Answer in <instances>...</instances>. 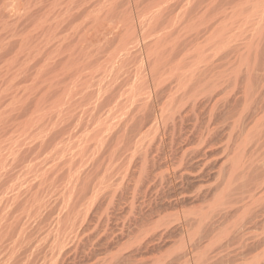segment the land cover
Returning a JSON list of instances; mask_svg holds the SVG:
<instances>
[{"label":"rangeland","instance_id":"374dc122","mask_svg":"<svg viewBox=\"0 0 264 264\" xmlns=\"http://www.w3.org/2000/svg\"><path fill=\"white\" fill-rule=\"evenodd\" d=\"M5 1L7 3V0H0V7L3 9L2 10L0 8V24L2 25V26L0 25V31H1L0 32V66H1V68H0V73H1V75H0V83H1L0 84V90H1V93H3L2 95L0 93V102H1L0 103V110H2L0 112V115H2V116H0V139H1L0 140V147H1L0 148V161L2 162V164H0V177H1L0 178V195L3 194L0 196V201H1L0 202V214H1L2 220L5 219L6 217L8 218L9 217L8 215H10V218L8 220H7V218L5 219L8 222L10 220V222L8 223L7 221H4V220H3V222H1L2 220L0 218V222H1L0 231L3 230V227H5V229H9L8 226H12V224L14 226L16 223H18V224L16 226L12 227L10 230H8V233L10 231L11 234H8L7 231H5L6 232L5 236H1V234L3 233V231L5 229L0 232L1 233L0 234V236H1L0 237V256H1L0 257V264L6 263V262L3 263V261H5L3 259H4V257L6 258V255L10 252V249L11 250L14 249L13 252L15 254L13 253V255L15 257L12 256L13 258H11V261L8 260L7 264H9V261L11 264H25V261H26V263H27V261H29V263H27V264H37V263L42 264V262H44V256L47 257V255L49 254V252L52 249L50 247L55 246V245L56 246L53 247V249L55 248L54 249L55 251H58L59 250L58 247H60L61 245L62 246L66 245V246L64 247V249L62 246H61L62 248L60 247L61 250H59L60 251L58 254L59 256L57 255V257L54 261V264H61V263L62 264H67V263L68 264H71V263L72 264H208V263L209 264H264V243L260 244L259 246L254 245V243L257 240L261 239L264 236V225H261L255 229H253V228L250 229L245 234L246 236H244V233H243L244 227L241 228V226L244 225V219H243V217H241L240 213L237 214L238 215L237 218L239 217L238 219L235 218V216H234V218H231L229 220L224 221L220 226L215 225V227L213 229H211V231H209V236H207V239H203L202 242L201 241L195 242V241L190 240L191 236L189 238L186 237V235H185L186 232L184 231L183 225L181 222L185 218L193 216V215H190L188 212H190L192 210V208L195 207L194 206L195 203H196L195 205H197V202L194 203V199L192 198V196L195 195V191L198 188L206 189V188L210 187L211 185L213 186L214 183H213L211 176H210V178H206V179L204 178L202 180L203 182L200 181L198 183H189L185 180L184 181L186 183L184 181H183V183H180L181 181L179 179L174 181L175 183L170 182L171 184L169 182H166V183L164 182V184H163V182L161 183V180L159 181V179L162 178L161 174L164 173V171H169V169L174 168V166L166 167L164 165V161H163V157L164 158L169 157L171 155L170 150H173L172 149V146H173L172 135H168L169 138H167L168 136L166 137L168 140L172 138L171 143H170L171 147L169 148V145H168V147L163 149V154H162L163 157H161V161H157V165H156L155 169L152 170V172H151L150 167L147 166V164H145L144 160L142 159L145 156L147 143L149 142V140L152 137L151 132H147L144 129H143L144 131L142 130L143 133H141V135H140L142 137L141 138L142 140H140L141 142L139 143V148L136 149V140H137L136 129H134V130L130 129V130H127L126 132L123 131L124 125H126L127 123L130 122L131 116H133L135 114L137 109L138 110L142 109V108H139L140 106L144 107V103L147 102V99L149 101L148 97L151 98L152 93L150 94V92L153 89L150 91L149 90L147 91L148 87L146 89V87L143 86L144 87V88H142V89H144L142 91L143 93L141 92L140 96L135 95V96H133V98H132V95H134V94L131 92L132 90L130 91V89L133 88L132 85H134V83L136 81L135 79L137 78L135 76H137L138 73L139 74L142 73L141 74L142 77L144 76L143 74H145V73H146L145 76L147 75V73H148L147 70L146 71L144 70V69H146V63L145 62H146V60H148V61L151 60L152 56H153V59L151 60L152 65L150 63L149 64L147 63L148 64L147 66H149L147 68L151 69L152 66H154V70H155V71H152V73H151L152 74V76H151V79H152L151 83L152 84L156 81V79L158 80L161 77L166 79L168 77L169 79L167 78L165 80V82L167 80H169V81L171 80L172 83H170L171 81L170 82L168 81L166 83H170V84H167V85L170 86L173 84L170 87H172V88L175 87L174 84H176L178 82V80L181 79V77L178 78L179 76H181V73L177 74L178 79L176 78L177 75L175 73H171V74L167 73V72H170V69L174 68V66H175V68H178L177 66H179L180 70L185 69V70H183V72L186 71V72H184V74H187V72L189 70H190L189 72L192 71L191 68L189 69V66H191L193 69L194 68L196 69V67L199 68V69H197V71L194 69V72H198V70L203 71L204 69L208 68L211 63H213V66H211V68L215 69V71H212L210 68H208L210 70L206 69V71L208 70L207 72L210 73V71H211L212 74H213V72H215L214 74H216L217 73L216 70H218L219 76H221V74H223V75L225 74V76L222 75L223 78H222V76L220 78V77L214 75V76H216L215 78H217V80L214 79V77L212 75V77L210 76L211 78H207V80H205L207 82L204 81V83H201V85L206 86V83H211V80L213 81V79H214V81L211 83V85L207 84L209 87L206 86L207 87L206 88L205 86H198L199 89L196 88V90H194L195 92L196 91L200 92V89H201L202 94L199 92H196V93L194 92L195 95L198 94V95H196L197 98H195V96H194V99L195 100L197 99V101H199L200 97H201L200 99H202V97H203V99H205L207 101V99L211 95V93H210L212 91L211 87H213V89H215V87H218V86L214 87V83H217L218 80L220 81V82H218L220 85L217 83L220 87V88L219 87L218 88L221 89L220 93L222 94L221 96L220 95L219 96L224 98L223 103L226 101H229V100L233 101L234 98H235V100L239 99L237 101H241V97L239 96L241 94L240 93V90H241L240 87H242L241 91L243 92V95H244V86H243L244 84L241 83L239 80H238L239 84L241 83L242 85L237 84L238 83L237 79L239 78V76L244 77L245 72L246 73L248 72L245 70L250 69V68H253L250 70H255V71L257 70L256 72L260 75L259 78L263 77L262 81H260V85H263L264 84V75H263L264 74V69H263L264 68L263 67L264 66V55H263V52H264V42H263L264 41V27H263L264 26V0H206L205 3L202 0V2L200 4H201L202 8L203 7L204 8L200 9L201 13L199 10V7H201L200 4L198 7V3L201 0H199V2L196 0L198 2L197 6L193 5V4L196 5V1H193V0H103V1L102 0H79V2H78V0H75V2H76L75 4H74V0H40V1L39 0H27V1L26 0H20L19 2L21 4L23 3L22 6L24 7L23 8L24 10H22L21 4L18 2V0H17V2L14 0V2H16V5L14 4L13 6H15V9H18V10H20L19 8L21 7L22 11L20 10V12H18L17 10H15L12 7L9 9L7 4H5L6 6L4 5ZM25 1L29 4H27ZM191 2H193V4ZM56 3H58V4H56ZM188 3H191L193 6L190 4L192 7L190 6L191 8L189 7V10H187L185 8L187 10L185 12L184 11L185 9L183 8V6L184 7L188 6L189 5ZM25 4H27V5H25ZM185 4H187V5H185ZM205 5L207 6L206 7L207 9L205 8ZM3 6H5V9L3 8ZM58 6H60V7H58ZM16 7H18V8H16ZM42 7H43V9H42ZM196 7H198L199 12H197V13H199V14H197L196 12L193 11V10L197 11ZM8 9H9V11L12 10V12L14 11L16 13H19L18 16L20 17V20L18 19L19 17L16 16L17 14L14 12L13 13L15 15L13 14V17L15 18V16H16V19H14V18L8 19V17L12 18V16H9V12H5V11H8ZM48 9H49V11H48ZM66 9L68 11H65ZM182 9L185 13L182 12ZM2 11H3V13H2ZM72 12H74L75 14H73ZM187 12H189L191 14L193 13L192 16L194 18H191L193 20H191L190 18H189V20H191V21L188 20L189 15ZM229 12H230V14H227ZM20 13H21V15H20ZM41 13H43V14H41ZM76 13H77V16H76ZM186 13H187V15H186ZM233 13H234V15H233ZM47 14L50 16L48 17ZM53 14H55V15H53ZM191 14H190V17H192ZM41 18H42V20H41ZM52 18H54V19H52ZM58 18H59V20H62V21H59ZM63 18H64V20H63ZM43 19L46 20V22ZM14 20H16V21H14ZM38 21H39V23H38ZM41 21H42V23H41ZM44 22H45V24H44ZM48 23H50V24H48ZM6 25H7V27H6ZM34 25H35V27H34ZM43 25H45V27ZM50 26H51V28H50ZM57 27L59 28V32L57 30L58 29ZM35 28L36 29L38 28V30H36ZM94 29L97 32H93L92 30H94ZM16 30H17V32H16ZM48 30H50V31L48 32ZM12 31H13V33H12ZM221 32H222V34H221ZM58 33H60V34H58ZM216 33H217V35H216ZM225 33H226V35H225ZM34 34H36V35H34ZM41 34H42V36H40ZM53 34H55V35L53 36ZM259 34L261 36H259ZM30 35L32 37H30ZM220 35H222V37ZM57 36H59L61 38L59 39V37L57 38ZM257 36H259V37H257ZM17 37H19V38H17ZM81 37H83V38H81ZM12 38L15 40H12ZM46 38L47 39L49 38L48 41ZM67 39H69L70 41ZM82 39H84V40H82ZM11 40H12V42H11ZM60 40H61V43L59 42ZM22 41H23V43H22ZM43 41H44V43H43ZM18 43L22 47H20V45H18ZM50 43H51V45H50ZM44 44H46L47 47H46V45L43 46ZM48 44H49V46H48ZM74 44H75V46H74ZM76 44H78V45H76ZM154 44H155L156 48L157 47H159V48H157L155 50V46H154V51H152L153 50L152 47ZM181 44H184V45H181ZM172 45H173V49L176 53L179 52V54H180V52L183 51V52H181L180 56L177 54V57L179 56L178 58L174 57L176 54L174 55ZM174 45L178 46V47H176L177 50L174 48L175 47ZM170 46H171V48H170ZM29 48H31V49H29ZM161 49L163 50L164 55H167V57L164 56L166 59L163 57V55H162V57L160 56ZM168 49H169V51H168ZM12 50H13V52H12ZM149 50H151V51H149ZM18 51H20V52L18 53ZM76 52H78V55ZM171 52L173 53L172 55L170 54ZM240 52H244L245 55H244V53H240ZM83 53H84V55H83ZM149 53H150V55H152V56H150V58L147 57V56H149ZM154 53L156 55L158 54L160 59L162 58L161 61L163 60V58L165 59V61H167V60L168 61L167 62L164 61L165 64H163L159 60L158 57L155 58L156 59L155 60L154 59V56H155ZM224 53L226 55L222 56V54H224ZM9 54L10 55L12 54L11 57ZM21 54L23 55L22 56L23 58L21 57ZM38 54H40V55H38ZM168 54H170L171 57ZM218 54L219 55L221 54L220 57H222V58L218 57L219 56ZM240 54H241V56L243 54V57L247 56L246 57L247 60L245 57L244 58L241 57V58H243L240 61V63L242 65L238 64L239 63L238 61L240 60L239 59ZM69 55L72 58H70ZM32 56H33L34 61L32 60ZM37 56H39V57H37ZM168 56L170 57V59H172L173 57L175 58V61L170 60V61H173L172 63L175 64L174 66H171L173 64L169 65L168 62H170V61H169ZM225 56L227 58L229 57L228 59H226L227 63L230 60L229 63L226 64V67L230 66L232 69L234 68L233 71L232 70L230 71V67H229V69L224 68L225 64L223 65L222 62L224 63L225 60L223 61L220 59H225L226 58ZM63 57H64V60H63ZM216 57L219 60H215V59H217ZM255 57H257V59ZM7 58L11 62L8 61ZM42 58H44V59H42ZM74 58H75V60H74ZM146 58H149V59H146ZM28 59H30V60H28ZM67 60H69V61H67ZM6 61L8 64L6 63ZM70 61H73V62H71V64H68V62L70 63ZM74 61H75V63H74ZM218 61H220V62H218ZM242 61L244 62V64ZM245 61H247V62H245ZM138 62L140 65L138 64ZM141 63H142V65H141ZM159 63L163 64V66L162 67H160L161 65L158 66L157 64H159ZM220 63L222 64V66ZM25 64H27V65H25ZM71 65H72V67H71ZM82 65H83V67H82ZM168 65L171 67H169ZM227 65H229V66H227ZM78 66H79V69H78ZM140 66H142V67H140ZM80 67H81V69H80ZM111 67H113V68L111 69ZM180 67H182V69ZM168 68H170V69H168ZM187 68L189 70H187ZM238 68H239V70H238ZM1 69H2V72H1ZM240 69H241V71H240ZM132 70H134V71H132ZM156 70L158 71L159 75H157ZM160 70H161V72L163 70H165V71L167 70L166 73L163 72L165 74L162 73L164 77L162 76ZM220 70L221 71L223 70V72H220ZM242 70L245 71L243 74L241 73V72H243ZM99 71H100V73H99ZM102 71H103V73H102ZM111 71H112V73H109ZM17 72H19L20 74ZM189 72H188V75H186V77H188L186 79H188V80L190 77ZM259 72H261L263 74H261ZM28 73H29V75H28ZM70 73H71V75H70ZM107 73H108V75H107ZM155 73H156V75H155L156 79H153V76H154L153 74H155ZM234 73L236 75L238 74L237 75L238 77H236V75ZM95 74H97V75H95ZM109 74H112V75H109ZM172 75H174L173 79L171 78ZM261 75H262V77H261ZM65 76H67V77H65ZM183 76H185V75H183ZM183 76H182V78H184V80H186L185 77H183ZM233 76H235L237 79ZM12 77H14L16 79H14ZM17 77H18V79H17ZM78 77L80 78V81H79ZM107 77H108V79H107ZM157 77H159V78H157ZM128 78H130V80ZM65 79H67V80H65ZM173 80H176L177 82L174 81L175 82L174 83ZM71 81H72V83H71ZM102 81H103V83H102ZM68 82H70V83H68ZM226 82H227V85L225 84ZM234 82H235L234 85H236L235 88L233 85ZM73 83L76 87L73 85ZM57 84H59V85L57 86ZM150 84L148 83V85H150ZM152 84H151V88H155L156 82L154 83L155 85L154 84L152 85ZM65 85H68V86H65ZM108 85H109V87H108ZM144 85H145V83H144ZM152 86H154V87H152ZM203 87L206 88L207 90H205ZM259 88L260 87L258 86V89ZM59 89H61V90H59ZM68 89H70V90H68ZM210 89H211V91H210ZM219 89L216 90L218 92H216L215 90H213L212 92L214 93V91H215L216 93H219ZM72 90H73V93H72ZM145 90L147 91L146 94H145ZM202 90L204 91V93ZM232 90H235L238 92H236L234 94V91H232ZM254 90H255V88H254ZM2 91H4V92H2ZM9 91H10V93H9ZM52 91H54V92H52ZM55 91H58V92L55 93ZM206 91L208 93L207 99L205 98L206 97V93H205ZM224 91L227 92L226 93L227 95H225ZM231 91L233 94L231 93ZM118 92H119V94H118ZM148 92L150 95L148 94ZM209 93H210V95H209ZM216 93H214V94H216ZM261 93H262V95H264V90ZM199 94H200V96H199ZM254 94H255V96H257L259 93L257 94L254 92ZM52 95L55 98L52 97ZM60 95H62V96H60ZM208 95H209V97H208ZM223 95H225V96H223ZM228 95H230V96L226 98V96H228ZM233 95H235L236 97H234ZM262 95H261V98H259V100L260 99L261 100H260V105L259 104L257 105L258 107L261 106V103L264 100V96L262 97ZM66 96H69V97H66ZM241 96H242V94H241ZM57 97H59V98H57ZM134 97L136 99H134ZM220 97H218V98H220ZM231 97L232 98L234 97V98L230 99ZM243 97L244 96H242V100L244 101ZM251 97L254 98V95L253 96L251 95ZM259 97H260V94H259ZM7 98H9V99H7ZM2 99H3V101H2ZM4 99H5V101H4ZM65 99L67 102L65 101ZM143 99H145L146 101L145 100L143 101ZM255 99L257 101L258 97H255ZM60 100H62V101H60ZM221 100L219 101L220 105L222 104ZM200 102H202V104L203 103L205 104V102H203V100H200ZM53 104H54V106H53ZM62 104H63V106H62ZM158 104H159V102H157L156 100H152L153 112L156 111L157 107H160V106H158ZM239 104L240 105L242 104L244 106V104L242 102L241 103L239 102ZM7 105H9V106L7 107ZM67 105H69V106H67ZM94 105H95V107H94ZM249 105H250V103H249ZM135 106H138V108ZM241 106H239V108L237 107L239 109L238 112L241 113L243 111L242 112L243 114L244 113L247 114L248 112H246V111H249L250 108L249 109L247 108V110H246L243 106L242 107L244 109H242ZM57 107H59V108H57ZM207 107H208V110H210L211 107L209 106V104H207V106H205L204 109L206 110ZM240 107H241V109H240ZM133 108H134V114H132ZM238 109H236V110H238ZM56 110H58V111H56ZM208 110L205 111V112H207V113H205L207 116L204 114L206 120L210 118V115H208V112H209ZM4 111H6V112H4ZM58 112H60L62 115ZM52 113H53V115L54 114L55 115L53 116ZM7 115H8V117H7ZM58 115H60L61 117ZM9 116L11 117L10 119H9ZM31 116H33V117H31ZM208 116H209V118H208ZM205 118H204V120H205ZM212 119H213V117H212ZM33 121H35V122H33ZM84 122L86 123L88 128L84 124ZM216 123L218 124V122H216ZM90 124H91V126H90ZM20 125H22V126H20ZM89 126H90V128H89ZM19 127L22 129H19ZM26 127H27V129H25ZM213 127H216V126H214V124H213ZM37 128L40 130H38ZM106 128H107V130H105ZM34 129H36V131ZM109 129L111 131H109ZM120 131H121V133H119ZM15 132H16V134H15ZM18 132H19V134H18ZM23 132L24 133L26 132L25 133L26 135ZM31 133H33V134H31ZM34 133H35V135H34ZM75 133L77 135H75ZM91 133H93L94 135H92ZM123 133H125V135ZM20 134L22 136L24 135L23 136L24 140L22 139V136ZM36 134H37V137H36ZM9 135H10V137H9ZM127 135H128V137H127ZM150 135H151V137H150ZM220 135L221 134H219L217 137V138H219L218 141L223 142L224 136L221 135V137H220ZM17 136H18V138H17ZM19 136H21L22 140L19 139ZM28 136H30V137L28 138ZM74 136H76V137H74ZM204 136H206L207 139L212 137L211 134H206V132H205ZM59 137H60V139H59ZM116 137H118V139ZM57 138H58V140H57ZM17 139H19L18 140L19 142L17 141ZM73 139H75V140H73ZM77 139L79 140V142ZM167 139H166V144H169L170 141L167 143V141H168ZM224 139H226V138H224ZM25 141L27 142V144ZM29 141H30V144L32 146L30 144H28ZM33 141H34V143H32ZM41 141H43V142H41ZM121 141L122 142L124 141V142L122 143ZM86 142H88V143H86ZM220 142L218 143L219 145L222 144V142L221 143ZM40 143H42V144H40ZM64 143H66V144L64 145ZM80 143H81V145H80ZM113 143H115V144H113ZM215 143L216 142H213L210 145H208L206 147V149L208 148V150H206L204 148L206 151H208L212 155L211 157H213V159L219 158V155H217V153H215V154L213 153L214 150H217L215 148L220 147L217 143L216 144L218 146H213V144L216 145ZM19 144L25 148H22ZM94 144H96V145H94ZM127 144H129V145H127ZM62 145H63V148H62ZM93 145H94V147H93ZM211 145H212V147H211ZM197 147H198V143H197V141L194 140L192 142V144H190L188 146H184V149L192 151L193 149H195ZM79 148H81V149H79ZM210 148H212L211 149L212 151L210 150ZM213 148H214V150H213ZM11 150H13V151H11ZM15 150H17V151H15ZM4 151H5V153L3 154ZM55 151L60 152V153H57V152L55 153ZM64 151H66V152L64 153ZM76 151H77V153H76ZM80 151L82 153H80ZM169 152H170V155H169ZM10 153H12L13 157L10 156ZM16 153L19 156H17ZM94 153H95V155H93ZM55 154H57V156ZM167 154H168V156H167ZM2 155H4V156H2ZM65 155H66V157H65ZM71 155H72V157H71ZM6 156H7V158H6ZM35 156H36V158H34ZM97 156L98 157L100 156V157L97 158ZM138 157H140V159H138ZM31 158L33 160H31ZM49 159H50V161H48ZM109 159H110V161H109ZM52 160H54V161L52 162ZM97 160H100V161H97ZM7 161H8V163H7ZM66 161H68V163H66ZM94 161H96L95 162L96 165L93 164ZM126 161H127V163H126ZM47 162L49 163L48 165H46ZM90 162L92 163V165ZM60 164H62V165H60ZM8 165H10V167H8ZM93 165L96 168L92 167ZM28 166H29V168H28ZM87 166L88 167L90 166V167L88 168ZM142 166H143V168H142L141 172L139 173V171H140L139 169H141ZM5 167H8L9 169L5 168ZM25 167H26V169H25ZM58 167H59V170H58ZM24 169H25V171H24ZM37 169H38V171H37ZM8 170H10V171H8ZM39 170H41V171H39ZM146 170H148V173L149 172L150 173L148 174ZM29 171H30V173L34 171L33 172L34 175L30 174ZM56 171L58 172V174ZM84 171H85V173H84ZM153 173H154V175H153ZM54 174H56V175H54ZM60 174H61V176H60ZM85 174L86 175L88 174V175L86 176ZM159 174H160V176H159ZM148 176H149V178H148ZM151 176H154V177L152 178ZM48 177L50 178V180ZM55 177H58V181H60V182H58L57 178H55ZM135 177H137V178H135ZM150 177L152 178V180ZM165 177H166V175H165ZM40 178H42L43 180ZM36 179H38V180H36ZM106 179L109 182L106 181ZM68 180H69V182H68ZM43 181H45V184ZM152 181H154V182H152ZM55 182L57 183L56 185H55ZM3 183H4V186L2 187ZM53 183H54V185H53ZM137 183L139 185H137ZM159 183H160V186L158 187ZM184 183H185V185H184ZM33 184H35V185H33ZM165 184H167V185H165ZM189 184H190V186H189ZM12 185H13V188H12ZM24 185H25V188H24ZM63 185H64V187H63ZM77 185H79V186H77ZM84 185H86L87 187ZM96 185H98L99 187ZM19 186L21 187L20 189H19ZM47 186H48V188H47ZM161 186H162V188H161ZM179 186H181L182 191H181V188ZM182 186L184 187V189ZM197 186H198V188H197ZM78 187H80V188L83 187V188H81V190L84 193L82 191L80 192V189H78ZM167 187H169V188H167ZM6 188H7L8 192L6 191ZM40 188H41V190H40ZM65 188H67L69 190H67ZM131 188H133V189H131ZM136 188L138 191L136 190ZM142 188H144V189H142ZM151 188H152V190H151ZM17 189H18V192L16 191ZM85 189H87L89 192ZM4 190L7 193H5ZM192 190H193V192H192ZM25 191L28 193H26ZM77 191L80 193H78ZM112 191H113V194L111 195L110 192L112 193ZM65 192H67V193H65ZM137 192H138V194H137ZM140 192H141V194H140ZM181 192H184L183 195H185L186 197L183 198L182 194L179 195V193H181ZM191 192H192V195H190ZM81 193H83V194H81ZM72 194H74V195L76 194V195L74 196ZM25 195L27 197H28V195H30V199H29V197L27 198ZM102 195H103V197H101ZM136 195H138V196H136ZM17 196H18V198H16ZM9 197H10V199H9ZM22 197H24V198L26 197L25 198L26 200ZM187 197H188V199H187ZM73 198H74V200H73ZM81 198H83V199H81ZM103 198H105V200ZM177 198H178V200H177ZM170 199H171V201H170ZM47 201H48V203H47ZM78 201H79V203H78ZM97 201H98V203H97ZM165 201L167 203H170V204H167ZM190 201L191 202L193 201V203H191ZM22 202H23V204H21ZM44 202H46V203H44ZM189 202H190V204H189ZM6 203H8V204H6ZM34 204L37 206V208ZM48 204H50V205H48ZM95 205H97V206H95ZM98 205H100V206H98ZM101 205H102V207H101ZM154 205H155V209H154ZM170 205H172V206H170ZM204 205H206V204H204ZM11 206H12V208H11ZM18 206H19V208H18ZM174 206L177 208H174ZM95 207H96V210H93ZM17 208L19 210L21 208V210L18 211ZM25 208H27V209H25ZM43 208L44 209L46 208V209L42 211ZM70 208H71V210H70ZM98 208H99V210H98ZM4 209H5V214L8 212L7 215L4 214ZM14 209L17 212V214L14 211ZM48 209H49V211H48ZM1 210H3V211H1ZM69 211L70 212L72 211V213H70ZM45 212H48V214H46ZM49 212H50V214H49ZM204 212H206V214L202 218L203 219L206 218L205 222L207 221V219L209 217H211L215 214V210H211V209L209 210L208 208L204 209L203 213ZM18 213H19V215H18ZM91 213H93V214H91ZM98 213H99V215H98ZM45 214L47 215V217ZM53 214H54V216H53ZM66 214H67V217L70 220H72L71 222H69L70 220H67V218L65 219ZM2 215H5V216L3 217ZM43 216L45 219L42 218ZM60 216L63 219L62 220L63 222H64V220H67L68 223H71L72 227L64 228L66 222H64V225H63V222H61V220H60L61 223L59 222L60 224L58 223V226H56L57 223L55 221L53 222V220L56 218L61 219ZM62 216H64V217H62ZM73 216L78 220L77 221H76V219L73 220L74 219V218L72 219ZM16 218H18V220H16ZM46 218H47V220H46ZM41 220H43V221H41ZM13 221H15V222H13ZM18 221L22 222V223L20 224ZM30 221H31V223H30ZM40 221H41V223H40ZM5 222H7L9 225ZM11 222H13V223L11 224ZM26 222H27L28 226L26 225ZM45 222H46V224H45ZM73 222H74V224H73ZM2 223L7 224V226H5V224L2 225ZM36 223L38 224V226ZM55 223H56V225H55ZM68 223H66V224L68 225ZM238 223H240L239 226H238ZM241 223H243V224L241 225ZM51 224H53V225H51ZM166 224H167V226H166ZM18 225H21V228L23 225L24 231H22L23 228H22V230H20L21 228H19L20 226H18ZM180 225H181V227H180ZM34 227H36V228H34ZM54 227H55V231H52L54 229ZM58 227L62 228L61 232H57V229L58 230L61 229ZM88 227H89V229H88ZM17 228H18L17 231H20V232H16ZM49 228L50 229L52 228V229L50 230ZM151 228L152 229L154 228V229L151 230ZM174 228L176 230H174ZM26 229L28 230V232ZM164 229H165V231L163 232ZM235 229H236V231H235ZM11 230L14 233H12ZM63 230L64 231L67 230V231H65L66 235L63 233ZM49 231H51V232H49ZM233 231L236 233L240 231L239 235H237L238 236L237 239H236L237 236L234 237V235H236V233L233 234L232 233ZM22 232H24V234ZM52 232L53 233L55 232L54 233L55 235L57 234L56 238L59 235L62 238V234H64L65 236H69V237H67V239L70 242H68L66 239L65 240L66 242L64 241L66 244L59 243V242H61L59 240L60 237H58L59 239L58 238L56 239L54 234H50ZM158 232H159V234H158ZM160 232L162 233V237L159 236V235H161ZM203 232L205 233L206 229ZM203 232H202V234H203ZM207 232H208V230H207ZM37 233H38V235H37ZM192 233H193V230L188 232V235L189 234L192 235ZM13 234L15 236H13ZM20 234H23L25 236H22L23 237L22 238ZM44 234L45 235L47 234V238ZM156 234H158V235H156ZM2 235H4V234H2ZM11 235L13 236V238L15 237L14 238L15 240L12 239L15 242L10 240L12 238ZM16 235L20 236L21 238L16 237ZM51 235L52 236L54 235V236L51 237ZM150 235H151V237H150ZM44 236H45V240L43 239V242L40 241V239L42 240V238ZM48 236L50 238H48ZM154 236H155V238L158 236V238H160V239L159 240H158V238L155 239ZM210 236H211V238L208 239V237H210ZM239 236H243V237L241 238ZM8 237H10V238H8ZM40 237H42V238H40ZM72 237L75 239H73ZM6 238H8L9 241H8V239L6 240ZM17 238L19 240H17ZM24 238H27V239H24ZM233 238H235V239H233ZM49 239L51 240V242H53V239H55V240L53 243H50ZM5 240H6V242H5ZM21 240H22V242H21ZM34 240H35V242L37 240V242L33 243ZM57 241H58V245L56 244ZM11 242L14 243L13 246H11V244H10ZM20 242H21V244H20ZM23 242H24V244H23ZM191 242H193V243H191ZM194 242H195V244H194ZM7 243L10 245H8ZM44 243H46L47 245L50 244V245H48L49 248L46 247L47 245ZM32 244H33V246H32ZM34 244H36V245L38 244L37 245L38 247L35 246V248H31V247H34ZM19 245H22V246L20 247ZM194 245H196V247H194ZM15 246H17V248ZM251 246L252 247L255 246V249L252 248ZM11 247H13V248H11ZM56 247L58 248V250H56L57 249ZM189 247H191V248L189 249ZM15 248H16V250H15ZM192 249H194V250H192ZM70 250H71V252H70ZM188 250H190L191 253H189L190 251H188ZM3 251L5 252V254L2 253ZM17 251H18L19 255L17 254ZM40 251H42V253ZM81 252H82V254H81ZM244 252H245V255H244ZM36 253L39 254L40 256L39 255L36 256L37 255ZM69 253H71V254H69ZM185 253L187 254V256ZM203 253H204V255H203ZM181 254H185V255L180 256ZM65 255L66 256L68 255L67 256L68 258L65 257ZM19 256H20V258H19ZM25 256H26V258H28L27 260H23V258ZM203 256H205V257H203ZM32 257H34L35 259L34 258L32 259ZM39 257H40V259H39ZM60 257H62V258H60ZM21 258H22V262H20ZM42 258H43V260H42ZM73 258H74V260H73ZM1 259L3 261H1ZM18 259H19V261H17ZM56 260H59V261H56ZM12 261H15V262H12ZM65 261H67V263ZM46 264H47V261H46Z\"/></svg>","mask_w":264,"mask_h":264},{"label":"bare ground","instance_id":"6f19581e","mask_svg":"<svg viewBox=\"0 0 264 264\" xmlns=\"http://www.w3.org/2000/svg\"><path fill=\"white\" fill-rule=\"evenodd\" d=\"M16 2H17V0H15ZM20 0H18V2H19ZM27 1V0H26ZM25 1V2H26ZM40 1V0H39ZM103 1V0H102ZM193 1H196V0H193ZM198 2H199V0H197ZM196 1V5L195 4H193V2H191L194 6H197V2ZM205 1L206 0H203V2L205 3ZM16 2H14V0H7V3H6V1H5V3H4V5L5 4H7L8 5V8L10 9L11 7L12 8H14L15 9V6H13L14 4L16 5ZM78 2H79V0H78ZM202 2V0L198 3V7H199V4ZM209 2V1H208ZM20 3V2H19ZM27 3V2H26ZM76 2H75V0H74V4H75ZM86 3V2H85ZM191 3H188L189 5L188 6H183V8L185 9H187V10H189V7L192 5ZM195 3V2H194ZM21 4V3H20ZM19 4V5H20ZM27 4H29V3H27ZM27 4H25V5H27ZM56 4H58V3H56ZM191 4V5H190ZM23 3L21 4V7H22V10H24L23 8ZM40 5V4H39ZM185 5H187V4H185ZM192 5V6H193ZM6 6V5H5ZM5 6H3V8L5 9ZM191 6V7H192ZM200 6H201V4H200ZM218 6V5H217ZM263 6V5H262ZM19 7V6H18ZM18 7H16V8H18ZM21 7L19 8L20 10H21ZM56 7V6H55ZM58 7H60V6H58ZM190 7V8H191ZM198 7H196L197 8V11L196 10H193L194 12H199V10L202 8V6L201 7H199V10H198ZM207 6L205 5V8H206ZM1 8V7H0ZM204 8V7H203ZM202 8V9H203ZM224 8V7H223ZM2 9V8H1ZM9 9H8V11H5V12H9V16H12V18H10V17H8V19H13L14 17H13V14L14 13H16V12H12V10H10L9 11ZM13 9V10H14ZM40 9V8H39ZM42 9H43V7H42ZM54 9V8H53ZM184 10L185 12L187 11V10ZM207 9V8H206ZM236 9V8H235ZM3 10V9H2ZM15 10H17L18 12H20V10H18V9H15ZM21 10V11H22ZM94 10V9H93ZM192 10V9H191ZM219 10V9H218ZM221 10V9H220ZM48 11H49V9H48ZM65 11H68L67 9L65 10ZM183 11V9H182V12H184ZM192 11V12H193ZM78 12V11H77ZM184 12V13H185ZM191 12V11H190ZM212 12V11H211ZM2 13H3V11H2ZM23 13V12H22ZM53 13V12H52ZM57 13V12H56ZM73 14H75L74 12H72ZM71 13V14H72ZM188 13V15H189V17H188V20H189V18L191 19V18H194L192 15H193V13L191 14V13H189V12H187ZM187 13H186V15H187ZM200 13H201V10H200ZM17 15V17H19L18 16V14L19 13H16ZM41 14H43V13H41ZM79 14V13H78ZM190 14H191V16L192 17H190ZM197 14H199V13H197ZM196 14V15H197ZM226 14V13H225ZM227 14H230V12L229 13H227ZM6 15V14H5ZM15 15V14H14ZM20 15H21V13H20ZM48 15V14H47ZM53 15H55V14H53ZM58 15V14H57ZM61 15V14H60ZM64 15V14H63ZM66 15V14H65ZM213 15V14H212ZM233 15H234V13H233ZM254 15V14H253ZM2 16V15H1ZM16 16H15V18L14 19H16ZM41 16V15H40ZM39 16V17H40ZM44 16V15H43ZM50 15H48V17H49ZM76 16H77V13H76ZM83 16V15H82ZM195 16V15H194ZM222 16V15H221ZM240 16V15H239ZM7 17V16H6ZM38 17V16H37ZM53 17V16H52ZM55 17V16H54ZM61 17V16H60ZM64 17V16H63ZM66 17V16H65ZM71 17V16H70ZM69 17V18H70ZM228 17V16H227ZM23 18V17H22ZM51 18V17H50ZM225 18V17H224ZM19 20H20V17L18 18ZM24 19V18H23ZM26 19V18H25ZM36 19V18H35ZM52 19H54V18H52ZM66 19V18H65ZM72 19V18H71ZM222 19V18H221ZM233 19V18H232ZM30 20V19H29ZM37 20V19H36ZM41 20H42V18H41ZM44 20V19H43ZM48 20V19H47ZM58 20H59V18H58ZM63 20H64V18H63ZM191 20H193V19H191ZM191 20H189V21H191ZM248 20V19H247ZM14 21H16V20H14ZM33 21V20H32ZM45 22H46V20H44ZM59 21H62V20H59ZM72 21V20H71ZM70 21V22H71ZM28 22V21H27ZM37 22V21H36ZM45 22H44V24H45ZM48 22V21H47ZM53 22V21H52ZM51 22V23H52ZM55 22V21H54ZM68 22V21H67ZM69 22V23H70ZM248 22V21H247ZM38 23H39V21H38ZM37 23V24H38ZM41 23H42V21H41ZM15 24V23H14ZM33 24V23H32ZM48 24H50V23H48ZM57 24V23H56ZM1 25V24H0ZM4 25V24H3ZM8 25V24H7ZM7 25H6V27H7ZM17 25V24H16ZM262 25V24H261ZM2 26V25H1ZM42 26V25H41ZM44 27H45V25H43ZM57 26V25H56ZM66 26V25H65ZM217 26V25H216ZM215 26V27H216ZM34 27H35V25H34ZM255 27V26H254ZM264 27V26H263ZM41 28V27H40ZM49 28V27H48ZM50 28H51V26H50ZM56 28V27H55ZM58 28V27H57ZM257 28V27H256ZM2 29V28H1ZM36 29V28H35ZM62 29V28H61ZM65 29V28H64ZM226 29V28H225ZM10 30V29H9ZM33 30V29H32ZM36 30H38V28L36 29ZM58 30V32H59V28L57 29ZM242 30V29H241ZM35 31V30H34ZM47 31V30H46ZM50 30H48V32H49ZM93 32H97V31H95V29L94 30H92ZM204 31V30H203ZM209 31V30H208ZM258 31V30H257ZM1 32V31H0ZM16 32H17V30H16ZM15 32V33H16ZM21 32V31H20ZM29 32V31H28ZM31 32V31H30ZM47 32V33H48ZM91 32V31H90ZM144 32V31H143ZM217 32V31H216ZM227 32V31H226ZM12 33H13V31H12ZM44 33V32H43ZM46 33V34H47ZM205 33V32H204ZM208 33V32H207ZM26 34V33H25ZM50 34V33H49ZM58 34H60V33H58ZM88 34V33H87ZM212 34V33H211ZM221 34H222V32H221ZM241 34V33H240ZM262 34V33H261ZM17 35V34H16ZM23 35V34H22ZM27 35V34H26ZM34 35H36V34H34ZM38 35V34H37ZM55 34H53V36H54ZM63 35V34H62ZM61 35V36H62ZM210 35V34H209ZM216 35H217V33H216ZM219 35V34H218ZM225 35H226V33H225ZM232 35V34H231ZM40 36H42V34L40 35ZM60 36V35H59ZM59 36H57V38L59 37ZM65 36V35H64ZM92 36V35H91ZM98 36V35H97ZM186 36V35H185ZM193 36V35H192ZM196 36V35H195ZM221 37H222V35H220ZM235 36V35H234ZM259 36H261L260 34H259ZM259 36H257V37H259ZM21 37V36H20ZM27 37V36H26ZM30 37H32L31 35H30ZM219 37V36H218ZM16 38V37H15ZM17 38H19V37H17ZM61 37H59V39H60ZM81 38H83V37H81ZM92 38V37H91ZM97 38V37H96ZM217 38V37H216ZM263 38V37H262ZM21 39V38H20ZM37 39V38H36ZM47 39V38H46ZM49 39V38H48ZM48 39H47V41H48ZM90 39V38H89ZM2 40V39H1ZM12 40H15V39H13L12 38ZM12 40H11V42H12ZM31 40V39H30ZM35 40V39H34ZM58 40V39H57ZM66 40V39H65ZM67 40H69V39H67ZM82 40H84V39H82ZM188 40V39H187ZM19 41V40H18ZM39 41V40H38ZM46 41V42H47ZM70 41V40H69ZM88 41V40H87ZM93 41V40H92ZM97 41V40H96ZM99 41V40H98ZM182 41V40H181ZM4 42V41H3ZM9 42V41H8ZM10 42V43H11ZM50 42V41H49ZM56 42V41H55ZM60 43H61V40L59 41ZM89 42V41H88ZM91 42V41H90ZM246 42V41H245ZM264 42V41H263ZM262 42V43H263ZM22 43H23V41H22ZM21 43V44H22ZM43 43H44V41H43ZM97 43V42H96ZM156 43V42H155ZM195 43V42H194ZM224 43V42H223ZM257 43V42H256ZM34 44V43H33ZM32 44V45H33ZM64 44V43H63ZM81 44V43H80ZM84 44V43H83ZM90 44V43H89ZM94 44V43H93ZM193 44V43H192ZM18 45H20L19 43H18ZM25 45V44H24ZM41 45V44H40ZM46 44H44L43 46H45ZM50 45H51V43H50ZM55 45V44H54ZM76 45H78V44H76ZM87 45V44H86ZM92 45V44H91ZM99 45V44H98ZM97 45V46H98ZM181 45H184V44H181ZM180 45V46H181ZM186 45V44H185ZM258 45V44H257ZM5 46V45H4ZM3 46V47H4ZM28 46V45H27ZM48 46H49V44H48ZM63 46V45H62ZM65 46V45H64ZM74 46H75V44H74ZM93 46V45H92ZM95 46V45H94ZM96 46V47H97ZM154 46H155V44L153 45V50L152 51H154ZM175 47V49L177 50V48L176 47H178V46H176V45H174ZM263 46V45H262ZM12 47V46H11ZM20 47H22L21 45H20ZM29 47V46H28ZM31 47V46H30ZM46 47H47V45H46ZM59 47V46H58ZM182 47V46H181ZM249 47V46H248ZM6 48V47H5ZM4 48V49H5ZM19 48V47H18ZM39 48V47H38ZM73 48V47H72ZM76 48V47H75ZM157 48H159V47H157ZM156 48V46H155V50L157 49ZM170 48H171V46H170ZM238 48V47H237ZM244 48V47H243ZM20 49V48H19ZM29 49H31V48H29ZM35 49V48H34ZM85 49V48H84ZM83 49V50H84ZM172 49H173V45H172ZM179 49V48H178ZM222 49V48H221ZM250 49V48H249ZM260 49V48H259ZM18 50V49H17ZM23 50V49H22ZM36 50V49H35ZM45 50V49H44ZM53 50V49H52ZM94 50V49H93ZM166 50V49H165ZM171 50V49H170ZM235 50V49H234ZM26 51V50H25ZM31 51V50H30ZM49 51V50H48ZM54 51V50H53ZM74 51V50H73ZM79 51V50H78ZM149 51H151V50H149ZM148 51V52H149ZM160 51V50H159ZM168 51H169V49H168ZM172 51V50H171ZM179 51V50H178ZM181 51V50H180ZM236 51V50H235ZM6 52V51H5ZM12 52H13V50H12ZM20 51H18V53H19ZM29 52V51H28ZM35 52V51H34ZM45 52V51H44ZM55 52V51H54ZM64 52V51H63ZM80 52V51H79ZM84 52V51H83ZM173 52H174V57L175 58H178L180 55H181V52H183V51H181L180 52V54H179V52H175L174 51V49H173ZM219 52V51H218ZM15 53V52H14ZM17 53V54H18ZM41 53V52H40ZM65 53V52H64ZM63 53V54H64ZM77 53V55H78V52H76ZM85 53V52H84ZM84 53H83V55H84ZM162 53V54H161ZM226 53V52H225ZM222 54V56L223 55H226V54ZM233 53V52H232ZM237 53V52H236ZM240 53H244V52H240ZM252 53V52H251ZM34 54V53H33ZM36 54V53H35ZM53 54V53H52ZM62 54V55H63ZM70 54V53H69ZM89 54V53H88ZM155 54V53H154ZM167 54V53H166ZM171 55L173 54L172 52L170 53ZM170 54H168L170 57H171V55ZM177 54L179 55L178 57H177ZM239 54V53H238ZM10 55V54H9ZM12 55V54H11ZM11 55H10V57H11ZM14 55V54H13ZM38 55H40V54H38ZM47 55V54H46ZM50 55V54H49ZM72 55V54H71ZM148 55V54H147ZM158 55V54H157ZM156 54H155V56H154V59L155 58H159V60L161 61V59H160V57H159V55L157 56ZM162 55H163V57L165 56V57H167V55H164V52H163V50L161 49V52H160V56L162 57ZM219 55V54H218ZM221 55V54H220ZM220 55L218 56V57H220ZM228 55V54H227ZM244 55H245V53H244ZM252 55V54H251ZM263 55H264V52H263ZM23 55L21 54V57H22ZM55 56V55H54ZM70 56V55H69ZM73 56V55H72ZM87 56V55H86ZM150 56H152V55H150V53H149V56H147V57H149L150 58ZM168 56V57H169ZM201 56V55H200ZM18 57V56H17ZM36 57V56H35ZM37 57H39V56H37ZM79 57V56H78ZM164 57V58H165ZM170 57H169V61L170 60H173V61H175V58L173 57L172 59H170ZM226 57V56H225ZM238 57V56H237ZM239 63L238 64H240V65H242L241 63H240V61H241V59H243L244 57H243V54H242V56H241V54L239 55ZM241 57H243V58H241ZM247 57V56H246ZM245 57V58H246ZM9 58V57H8ZM8 58H7V60H8ZM23 58V57H22ZM30 58V57H29ZM50 58V57H49ZM70 58H72L71 56H70ZM149 58H146V59H149ZM163 58V60L161 61L163 64H165L164 63V61H165V59ZM217 58V57H216ZM220 58H222V57H220ZM224 58V57H223ZM229 58V57H228ZM227 57L225 58V59H220V60H225V62L223 63L222 61V64L225 66H223L224 68H228L229 69V65H227V66H229V67H226V64H228L229 63V61H228V63H227V60L226 59H228ZM252 58V57H251ZM254 58V57H253ZM256 59H257V57H255ZM6 59V58H5ZM42 59H44V58H42ZM48 59V58H47ZM58 59V58H57ZM153 59V56L151 57V60ZM237 59V58H236ZM28 60H30V59H28ZM32 60H33V56H32ZM38 60V59H37ZM63 60H64V57H63ZM74 60H75V58H74ZM151 60H146V69H144L145 71L147 70V75L145 76V74H143L144 76L142 77L141 76V74H137V76H135V77H137L135 80V83H134V85H132L133 86V88L132 89H130V91L134 94V95H132V98H133V96H135V95H137V96H140L141 95V92L144 90V89H142V88H144V87H146V89H147V87H148V89H147V91L149 90H152L151 92H150V94L152 93V95H151V98L150 97H148L149 98V101H148V99H147V102H145L144 103V107H142V106H140L139 108H142L141 110L139 109H137L138 108V106H135V107H137L136 109H137V111L135 112V114H134V108H133V112H132V114H134L133 116H131V119H130V122L129 123H127L126 125H124V129H123V131H127V130H134V129H136V133H137V140H136V149H138L139 148V143L141 142L140 140H142L141 138V133H143L142 132V130L144 129L145 131H147V132H151V134H152V137H151V135H150V137H151V139L149 140V142L147 143V147H146V151H145V156L142 158L143 160H144V162H145V164H147V166H149L150 167V169H151V172H152V170H154L155 169V167H156V165H157V161H161V157H163L162 156V154H163V149L164 148H166V147H168V145H169V148L171 147V139H172V144H173V146H172V149L173 150H170L171 151V155H170V152H169V157H167V158H164L163 157V161H164V165L166 166V167H168V166H174V168H172V169H169V171H164V173H162L161 174V176H162V178L161 179H159V181L161 180V183L163 182V184H164V182L166 183V182H171V183H173L174 181H176L177 179H179L178 181L180 182V183H183V181L185 180V181H187V182H189V183H198V182H200V181H202L204 178L206 179V178H210V176H211V178H212V180H213V186L211 185L210 187H208V188H206V189H202V188H198V186H197V190L195 191V195L194 196H192V198L194 199V203L195 202H197V205H195L194 204V206L195 207H193L192 208V210L190 211V212H188L190 215H193L192 217H187V218H185L184 220H182V225H183V229H184V231L186 232L185 233V235H186V237H190L191 236V238H190V240H192V241H195V242H199V241H203V239H207V236H209V231H211V229H213L214 227H215V225L217 226H220L224 221H226V220H229V219H231V218H234V216H235V218H237V214L238 213H240L241 214V217H243V219H244V225H242L243 223H241V228L242 227H244L243 228V233H244V236H246L245 234L250 230V229H255V228H258L259 226H261V225H264V100H263V102L261 103V106L260 107H258L257 105L259 104L260 105V100H259V98H261V95H262V91L264 90V84L263 85H260V81H262V75H261V77L262 78H259V74L255 71V70H250V69H253V68H250V69H247V70H245V71H248L247 73L245 72V71H243V72H241L242 74L245 72V75H244V77H240L239 76V78L237 79L236 77H238L235 73V75H236V77L235 76H233V77H235L236 79H237V81L239 80L241 83H243L244 85V95H243V92L241 91L242 90V87H240L241 88V90H240V93L242 94V96H244L243 98H244V101L242 100V96H241V94L239 95L240 97H241V101H237V100H239V99H237V100H235V98L234 97H236L235 95H233L234 97V100L232 101H226V102H224L223 103V97H220L222 94L220 93V90L221 89H219L220 87H219V83L218 82H220L219 80L217 81V83L219 84H217V83H214V87L215 86H218V87H215V89H213V87H211L212 88V91L213 90H218L219 89V93H216V92H218V91H214V93H216V94H214L212 91H211V89H210V93H211V95H210V93H209V95H210V97H209V95H208V99H207V91L205 92L206 93V99H207V101L205 100V99H203V97H202V99H200L199 98V101H197V99L195 100L194 99V96H195V98H197V96L196 95H198V94H196L195 95V93L196 92H199V91H194V90H196V88L197 89H199L198 88V86H205V85H201V83H204V81L205 80H207V78H211L212 77V75H213V77H214V79H216L217 80V78H215L216 76H218V77H220L221 78V76L223 75V74H221V76H219V72H218V70H216L217 71V73L216 74H214L215 72H213V74L211 73V71H210V73L209 72H207L208 70H212V71H215V69H212L211 68V66H213V63H211L210 65H209V67L208 68H210V69H208V68H206V69H208L207 71H206V69H204L203 71H199L198 70V72H194V69L191 67V66H189V69L191 68L192 69V71L191 72H189L190 70L187 68V70H189L188 72H189V80L188 79H186V78H188V77H186V75H188V72H187V74H184V72H186V71H184L183 72V70H185V69H183V70H180L179 69V66H177L178 68H175V64H173L172 62L173 61H170V62H168L169 63V65L170 64H173V65H171V66H174V68H168V69H170V72H167V73H175L176 75L179 73H181V76H179L178 77V75L176 76V78L178 77V78H180L181 77V79H179L178 80V82L176 81V80H173V82L174 81H176L177 83L176 84H174L175 85V87H170V86H172V85H167V84H170V83H172V81L170 82L169 80H167L166 82H170V83H166L165 82V80L168 78L167 76V78L165 79V78H162L161 76V80L160 79H156V77H155V75H156V73L155 74H153L154 76H153V79H156V87L155 88H151V76H152V71H155L154 70V66H152V68L151 69H149V68H147V67H149V66H147L149 63L151 64ZM156 60V59H155ZM154 60V61H155ZM215 60H219L218 58L217 59H215ZM232 60V59H231ZM246 60H247V58H246ZM255 60V59H254ZM8 61H10V60H8ZM34 61V60H33ZM36 61V60H35ZM58 61V60H57ZM67 61H69V60H67ZM90 61V60H89ZM92 61V60H91ZM139 61V60H138ZM145 61V60H144ZM168 61V60H167ZM167 61H165V62H167ZM237 61V60H236ZM251 61V60H250ZM263 61V60H262ZM261 61V62H262ZM11 62V61H10ZM9 62V63H10ZM13 62V61H12ZM50 62V61H49ZM54 62V61H53ZM56 62V61H55ZM71 62H73V61H70V63L68 62V64H71ZM85 62V61H84ZM104 62V61H103ZM102 62V63H103ZM141 62V61H140ZM156 62V61H155ZM160 62V63H161ZM218 62H220V61H218ZM243 62V61H242ZM245 62H247V61H245ZM249 62V61H248ZM6 63H7V61H6ZM57 63V62H56ZM74 63H75V61H74ZM87 63V62H86ZM92 63V62H91ZM107 63V62H106ZM105 63V64H106ZM148 63V64H147ZM154 63V62H153ZM157 64L158 66H160V67H162L163 66V64ZM217 63V62H216ZM255 63V62H254ZM5 64V63H4ZM8 64V63H7ZM28 64V63H27ZM27 64H25V65H27ZM33 64V63H32ZM36 64V63H35ZM66 64V63H65ZM89 64V63H88ZM104 64V63H103ZM138 64H139V62H138ZM167 64V63H166ZM215 64V63H214ZM221 64V63H220ZM222 64H221V66H222ZM243 64H244V62H243ZM256 64V63H255ZM34 65V64H33ZM77 65V64H76ZM140 65V64H139ZM141 65H142V63H141ZM152 65V64H151ZM168 65V66H169ZM198 65V64H197ZM254 65V64H253ZM11 66V65H10ZM24 66V65H23ZM70 66V65H69ZM74 66V65H73ZM80 66V65H79ZM79 66H78V69H79ZM110 66V65H109ZM171 66H169V67H171ZM193 66V65H192ZM248 66V65H247ZM262 66V65H261ZM39 67V66H38ZM49 67V66H48ZM71 67H72V65H71ZM82 67H83V65H82ZM140 67H142V66H140ZM188 67V66H187ZM249 67V66H248ZM264 67V66H263ZM0 68H1V66H0ZM27 68V67H26ZM35 68V67H34ZM44 68V67H43ZM113 67H111V69H112ZM115 68V67H114ZM181 69H182V67H180ZM186 68V67H185ZM245 68V67H244ZM243 68V69H244ZM256 68V67H255ZM28 69V68H27ZM73 69V68H72ZM75 69V68H74ZM77 69V70H78ZM80 69H81V67H80ZM83 69V68H82ZM135 69V68H134ZM139 69V68H138ZM167 69V70H168ZM197 69H199V68H197L196 67V71H197ZM234 69V68H233ZM233 69L230 67V71L232 70L233 71ZM257 69V68H256ZM264 69V68H263ZM4 70V69H3ZM19 70V69H18ZM34 70V69H33ZM84 70V69H83ZM158 70V69H157ZM156 70V71H157ZM166 70V71H167ZM202 70V69H201ZM238 70H239V68H238ZM101 71V70H100ZM100 71H99V73H100ZM132 71H134V70H132ZM138 71V70H137ZM159 71V70H158ZM158 71H157V75H159L158 74ZM166 71L165 70H163L162 72H161V70H160V72H161V74L163 73V72H165L166 73ZM240 71H241V69H240ZM1 72H2V69H1ZM108 72V71H107ZM136 72V71H135ZM134 72V73H135ZM220 72H223V70L221 71L220 70ZM238 72V71H237ZM17 73H19V72H17ZM16 73V74H17ZM37 73V72H36ZM76 73V72H75ZM102 73H103V71H102ZM109 73H112V71L111 72H109ZM165 73H163V74H165ZM183 73V74H182ZM196 73V74H195ZM226 73V72H225ZM240 73V74H241ZM259 73H261V72H259ZM20 74V73H19ZM61 74V73H60ZM82 74V73H81ZM151 74V75H150ZM163 74H162V76H163ZM218 74V75H217ZM261 74H263V73H261ZM0 75H1V73H0ZM15 75V74H14ZM28 75H29V73H28ZM70 75H71V73H70ZM95 75H97V74H95ZM94 75V76H95ZM107 75H108V73H107ZM109 75H112V74H109ZM133 75V74H132ZM136 75V74H135ZM139 75V76H138ZM168 75V74H167ZM183 75H185V76H183ZM214 75H216V76H214ZM264 75V74H263ZM13 76V75H12ZM17 76V75H16ZM22 76V75H21ZM44 76V75H43ZM64 76V75H63ZM62 76V77H63ZM85 76V75H84ZM141 76V77H140ZM170 76V75H169ZM182 76L183 77H185V79L187 80H184V78H182ZM211 76V77H210ZM223 76H225V74L223 75ZM223 76H222V78H223ZM2 77V76H1ZM20 77V76H19ZM65 77H67V76H65ZM111 77V76H110ZM155 77V78H154ZM164 77V76H163ZM5 78V77H4ZM7 78V77H6ZM12 78H14V77H12ZM71 78V77H70ZM79 78V77H78ZM157 78H159V77H157ZM172 79L174 78V75H172V77H171ZM177 78V79H178ZM228 78V77H227ZM226 78V79H227ZM14 79H16V78H14ZM17 79H18V77H17ZM61 79V78H60ZM107 79H108V77H107ZM129 80H130V78H128ZM164 79V80H163ZM169 79V78H168ZM214 79H213V81H214ZM12 80V79H11ZM58 80V79H57ZM65 80H67V79H65ZM209 80V79H208ZM215 80V81H216ZM221 80V79H220ZM79 81H80V78H79ZM134 81V80H133ZM153 81V82H154ZM212 80H211V83L213 82ZM236 81V82H237ZM239 81H238V83L237 84H239ZM84 82V81H83ZM109 82V81H108ZM154 82V83H155ZM205 82H207V81H205ZM5 83V82H4ZM16 83V82H15ZM18 83V82H17ZM67 83V82H66ZM68 83H70V82H68ZM71 83H72V81H71ZM75 83V82H74ZM74 83H73V85H74ZM102 83H103V81H102ZM107 83V82H106ZM144 83H145V85H144ZM148 83L150 84V85H148ZM153 83V84H154ZM175 83V82H174ZM211 83H206V86L207 87H209L208 85L210 84L211 85ZM240 83V84H241ZM1 84V83H0ZM152 84V85H153ZM208 84V85H207ZM223 84V83H222ZM226 85H227V82L225 83ZM235 84V82L233 83V85ZM239 84V85H240ZM8 85V84H7ZM6 85V86H7ZM59 84H57V86H58ZM72 85V86H73ZM123 85V84H122ZM147 85V86H146ZM155 85V84H154ZM242 85V84H241ZM65 86H68V85H65ZM75 86V85H74ZM82 86V85H81ZM117 86V85H116ZM131 86V87H132ZM144 86V87H143ZM205 86V87H206ZM238 86V85H237ZM258 86L260 87L259 89H258ZM8 87V86H7ZM70 87V86H69ZM76 87V86H75ZM80 87V86H79ZM108 87H109V85H108ZM123 87V86H122ZM152 87H154V86H152ZM206 87V88H207ZM236 87V85H234V88ZM72 88V87H71ZM114 88V87H113ZM116 88V87H115ZM204 88V87H203ZM206 88H204L205 90H207ZM223 88V87H222ZM254 88H255V90H254ZM238 89V88H237ZM3 90V89H2ZM51 90V89H50ZM59 90H61V89H59ZM68 90H70V89H68ZM78 90V89H77ZM97 90V89H96ZM121 90V89H120ZM229 90V89H228ZM259 90V91H258ZM11 91V90H10ZM10 91H9V93H10ZM81 91V90H80ZM83 91V90H82ZM112 91V90H111ZM129 91V92H130ZM147 91L145 90V94L147 93ZM203 91V90H202ZM232 91H234V94L236 93V92H238V91H235V90H232ZM232 91H231V93H232ZM258 91V92H257ZM2 92H4V91H2ZM49 92V91H48ZM52 92H54V91H52ZM56 92H58V91H55V93ZM103 92V91H102ZM105 92V91H104ZM195 92V93H194ZM225 92V91H224ZM223 92V93H224ZM230 92V91H229ZM254 92L255 93H259L260 94V97H259V94L257 95V96H255V94H254ZM0 93H1V90H0ZM72 93H73V90H72ZM114 93V92H113ZM143 93V92H142ZM199 93H201V89H200V92ZM203 93H204V91H203ZM214 95H213V94ZM227 92H225V95H227L226 94ZM3 93H1V95H2ZM13 94V93H12ZM59 94V93H58ZM109 94V93H108ZM118 94H119V92H118ZM148 94H149V92H148ZM149 94V95H150ZM202 94V93H201ZM233 94V93H232ZM5 95V94H4ZM19 95V94H18ZM46 95V94H45ZM64 95V94H63ZM113 95V94H112ZM121 95V94H120ZM220 95V96H219ZM225 95H223V96H225ZM237 95V94H236ZM251 95L253 96L254 95V98L253 97H251ZM47 96V95H46ZM60 96H62V95H60ZM99 96V95H98ZM136 96V97H137ZM199 96H200V94H199ZM198 96V97H199ZM220 97V98H218V97ZM230 95H228V96H226V98L227 97H229ZM238 96V97H239ZM264 95H262V97H263ZM52 97H54L53 95H52ZM66 97H69V96H66ZM65 97V98H66ZM255 97H258V100L256 101V99H255ZM55 98V97H54ZM57 98H59V97H57ZM115 98V97H114ZM147 98V97H146ZM145 98V99H146ZM232 97L230 98V99H233ZM7 99H9V98H7ZM67 99V98H66ZM66 99H65V101H66ZM108 99V98H107ZM113 99V98H112ZM134 99H136L135 97H134ZM145 99H143V101L145 100ZM222 99V100H221ZM56 100V99H55ZM122 100V99H121ZM152 100H156L157 102H159V104H158V106H160V107H157L156 108V111H154L153 112V105H152ZM200 100H203V102H205V104L203 103L202 104V102H200ZM222 101V104L220 105V102L219 101ZM2 101H3V99H2ZM4 101H5V99H4ZM38 101V100H37ZM41 101V100H40ZM60 101H62V100H60ZM119 101V100H118ZM128 101V100H127ZM142 101V100H141ZM146 101V100H145ZM9 102V101H8ZM44 102V101H43ZM67 102V101H66ZM121 102V101H120ZM239 102L241 103H243L244 104V108L247 110V108L249 109V111H246V112H248L247 114H243L242 112L240 113V112H238L239 111V106H241L240 104H239ZM250 103V105H249V103ZM259 102V103H258ZM1 103V102H0ZM40 103V102H39ZM38 103V104H39ZM61 103V102H60ZM69 103V102H68ZM143 103V102H142ZM41 104V103H40ZM39 104V105H40ZM64 104V103H63ZM63 104H62V106H63ZM66 104V103H65ZM70 104V103H69ZM207 104H209V106L211 107L210 108V110H208V107L206 108V110L204 109L205 108V106H207ZM14 105V104H13ZM52 105V104H51ZM60 105V104H59ZM142 105V104H141ZM157 105V104H156ZM9 105H7V107H8ZM53 106H54V104H53ZM67 106H69V105H67ZM127 106V105H126ZM241 106V107H242ZM4 107V106H3ZM36 107V106H35ZM66 107V106H65ZM94 107H95V105H94ZM238 107V108H237ZM241 107H240V109H241ZM242 107V109H244ZM2 108V107H1ZM42 108V107H41ZM54 108V107H53ZM57 108H59V107H57ZM132 108V107H131ZM3 109V108H2ZM44 109V108H43ZM51 109V108H50ZM63 109V108H62ZM135 109V110H136ZM236 109H238V110H236ZM4 110V109H3ZM85 110V109H84ZM93 110V109H92ZM96 110V109H95ZM129 110V109H128ZM209 111L208 112V115H210V118H209V116H208V118L209 119H207L206 120V118H205V116H204V114L205 113H207V112H205V111ZM2 110H0V112H1ZM54 111V110H53ZM56 111H58V110H56ZM55 111V112H56ZM63 111V110H62ZM97 111V110H96ZM95 111V112H96ZM239 113H237V112ZM241 111V110H240ZM4 112H6V111H4ZM54 112V113H55ZM61 112V111H60ZM60 112H58V113H60ZM153 112V113H152ZM245 112V111H244ZM8 113V112H7ZM35 113V112H34ZM33 113V114H34ZM57 113V114H58ZM93 113V112H92ZM56 114V113H55ZM54 114V115H55ZM61 114V113H60ZM65 114V113H64ZM88 114V113H87ZM100 114V113H99ZM125 114V113H124ZM131 114V115H132ZM35 115V114H34ZM52 115H53V113H52ZM53 115V116H54ZM62 115V114H61ZM206 115V114H205ZM0 116H2V115H0ZM58 116H60V115H58ZM83 116V115H82ZM98 116V115H97ZM101 116V115H100ZM107 116V115H106ZM207 116V115H206ZM7 117H8V115H7ZM31 117H33V116H31ZM61 117V116H60ZM59 117V118H60ZM88 117V116H87ZM103 117V116H102ZM212 117H213V119H212ZM11 117L9 116V119H10ZM49 118V117H48ZM101 118V117H100ZM204 118H205V120H204ZM113 119V118H112ZM127 119V118H126ZM129 119V118H128ZM39 120V119H38ZM104 120V119H103ZM9 121V120H8ZM128 121V120H127ZM32 122V121H31ZM33 122H35V121H33ZM86 122V121H85ZM84 122V124L86 125V123ZM89 122V121H88ZM87 122V123H88ZM216 122H218V124L216 123ZM105 123V122H104ZM113 123V122H112ZM192 123V124H191ZM30 124V123H29ZM119 124V123H118ZM121 124V123H120ZM191 124V125H190ZM213 124H214V126H216V127H213ZM216 124V125H215ZM28 125V124H27ZM33 125V124H32ZM106 125V124H105ZM218 125V126H217ZM20 126H22V125H20ZM35 126V125H34ZM87 126V125H86ZM90 126H91V124H90ZM90 126H89V128H90ZM108 126V125H107ZM106 126V127H107ZM110 126V125H109ZM121 126V125H120ZM119 126V127H120ZM123 126V125H122ZM3 127V126H2ZM40 127V126H39ZM85 127V126H84ZM96 127V126H95ZM5 128V127H4ZM43 128V127H42ZM87 128H88V126H87ZM92 128V127H91ZM105 128V127H104ZM111 128V127H110ZM117 128V127H116ZM121 128V127H120ZM123 128V127H122ZM19 129H22V128H20L19 127ZM18 129V130H19ZM25 129H27V127L25 128ZM38 129V128H37ZM44 129V128H43ZM42 129V130H43ZM51 129V128H50ZM112 129V128H111ZM118 129V128H117ZM33 130V129H32ZM35 131H36V129H34ZM38 130H40V129H38ZM37 130V131H38ZM85 130V129H84ZM105 130H107V128L105 129ZM143 130V131H144ZM30 131V130H29ZM94 131V130H93ZM97 131V130H96ZM109 131H111L110 129H109ZM122 131V132H123ZM41 132V131H40ZM43 132V131H42ZM87 132V131H86ZM95 132V131H94ZM205 132H206V134H211L212 135V137H210V138H206V136H204L205 135ZM12 133V132H11ZM24 133V132H23ZM26 133V132H25ZM24 133V134H25ZM44 133V132H43ZM57 133V132H56ZM108 133V132H107ZM119 133H121V131L119 132ZM128 133V132H127ZM15 134H16V132H15ZM18 134H19V132H18ZM29 134V133H28ZM27 134V135H28ZM31 134H33V133H31ZM38 134V133H37ZM37 134H36V137H37ZM46 134V133H45ZM89 134V133H88ZM92 135H94L93 133H91ZM99 134V133H98ZM124 135H125V133H123ZM219 134H221V135H223L224 136V138H226V139H224L223 138V140L225 141H221L222 142V144L221 145H219L218 143L220 142V141H218L219 140V138H217L218 137V135ZM21 135V134H20ZM26 135V134H25ZM34 135H35V133H34ZM47 135V134H46ZM45 135V136H46ZM61 135V134H60ZM74 135V134H73ZM75 135H77L76 133H75ZM97 135V134H96ZM100 135V134H99ZM103 135V134H102ZM110 135V134H109ZM168 135H172V138L171 139H167V138H169V136ZM221 135H220V137H221ZM22 136V135H21ZM21 136H19V139H21ZM24 136V135H23ZM23 136H22V139H23ZM40 136V135H39ZM44 136V137H45ZM58 136V135H57ZM82 136V135H81ZM89 136V135H88ZM121 136V135H120ZM168 136V137H167ZM9 137H10V135H9ZM13 137V136H12ZM30 136H28V138H29ZM43 137V138H44ZM51 137V136H50ZM74 137H76V136H74ZM97 137V136H96ZM100 137V136H99ZM98 137V138H99ZM112 137V136H111ZM127 137H128V135H127ZM167 137V138H166ZM205 137V138H204ZM14 138V137H13ZM17 138H18V136H17ZM35 138V137H34ZM39 138V137H38ZM46 138V137H45ZM68 138V137H67ZM110 138V137H109ZM117 139H118V137H116ZM9 139V138H8ZM7 139V140H8ZM19 139H17V141L19 140ZM21 139V140H22ZM50 139V138H49ZM53 139V138H52ZM59 139H60V137H59ZM63 139V138H62ZM123 139V138H122ZM128 139V138H127ZM166 139L168 140L167 141V143L169 142V144H166ZM217 139V140H216ZM1 140V139H0ZM24 140V139H23ZM26 140V139H25ZM38 140V139H37ZM57 140H58V138H57ZM56 140V141H57ZM73 140H75V139H73ZM78 140V139H77ZM76 140V141H77ZM197 141V143H198V147L197 148H195V149H193L192 151H190V150H185L184 149V146H188V145H190V144H192V142L193 141ZM216 140V141H215ZM32 141V140H31ZM39 141V140H38ZM90 141V140H89ZM4 142V141H3ZM8 142V141H7ZM19 142V141H18ZM24 142V141H23ZM26 142V141H25ZM41 142H43V141H41ZM66 142V141H65ZM70 142V141H69ZM73 142V141H72ZM78 142H79V140H78ZM81 142V141H80ZM117 142V141H116ZM120 142V141H119ZM122 142V141H121ZM124 142V141H123ZM122 142V143H123ZM213 142H216L220 147L218 148H215V149H217V150H214V148H213V150H214V154L215 153H217V155H219V158H215V159H213V157H211L212 155L208 152V151H206V150H208V148L206 149V147L208 146V145H210L211 143H213ZM220 142V143H221ZM5 143V142H4ZM3 143V144H4ZM32 143H34V141L32 142ZM45 143V142H44ZM55 143V142H54ZM76 143V142H75ZM86 143H88V142H86ZM94 143V142H93ZM215 143V144H216ZM15 144V143H14ZM26 144H27V142H26ZM28 144H30V141L28 142ZM40 144H42V143H40ZM66 143H64V145H65ZM113 144H115V143H113ZM214 145L213 144V146H218V145ZM20 145V144H19ZM24 145V144H23ZM31 145V144H30ZM55 145V144H54ZM70 145V144H69ZM79 145V144H78ZM80 145H81V143H80ZM94 145H96V144H94ZM94 145H93V147H94ZM123 145V144H122ZM127 145H129V144H127ZM131 145V144H130ZM167 145V146H166ZM2 146V145H1ZM6 146V145H5ZM18 146V145H17ZM21 146V145H20ZM32 146V145H31ZM35 146V145H34ZM59 146V145H58ZM67 146V145H66ZM98 146V145H97ZM13 147V146H12ZM22 147V146H21ZM53 147V146H52ZM75 147V146H74ZM80 147V146H79ZM128 147V146H127ZM211 147H212V145H211ZM1 148V147H0ZM15 148V147H14ZM19 148V147H18ZM22 148H25V147H22ZM29 148V147H28ZM62 148H63V145H62ZM101 148V147H100ZM206 150H205V149ZM6 149V148H5ZM16 149V148H15ZM20 149V148H19ZM68 149V148H67ZM79 149H81V148H79ZM97 149V148H96ZM103 149V148H102ZM105 149V148H104ZM127 149V148H126ZM212 148H210V150H211ZM21 150V149H20ZM28 150V149H27ZM93 150V149H92ZM98 150V149H97ZM11 151H13V150H11ZM15 151H17V150H15ZM86 151V150H85ZM102 151V150H101ZM212 151V150H211ZM8 152V151H7ZM10 152V151H9ZM20 152V151H19ZM18 152V153H19ZM42 152V151H41ZM57 151H55V153H56ZM66 151H64V153H65ZM89 152V151H88ZM95 152V151H94ZM5 153V151L3 152V154ZM36 153V152H35ZM34 153V154H35ZM57 153H60V152H57ZM75 153V152H74ZM76 153H77V151H76ZM80 153H82L81 151H80ZM79 153V154H80ZM84 153V152H83ZM122 153V152H121ZM139 153V152H138ZM168 153V152H167ZM17 154V153H16ZM15 154V155H16ZM39 154V153H38ZM68 154V153H67ZM66 154V155H67ZM85 154V153H84ZM88 154V153H87ZM97 154V153H96ZM125 154V153H124ZM30 155V154H29ZM56 156H57V154H55ZM62 155V154H61ZM66 155H65V157H66ZM77 155V154H76ZM83 155V154H82ZM93 155H95V153L93 154ZM121 155V154H120ZM2 156H4V155H2ZM10 156H12V153H10ZM17 156H19L18 154H17ZM38 156V155H37ZM47 156V155H46ZM68 156V155H67ZM74 156V155H73ZM101 156V155H100ZM99 156V157H100ZM103 156V155H102ZM130 156V155H129ZM167 156H168V154H167ZM9 157V156H8ZM13 157V156H12ZM33 157V156H32ZM41 157V156H40ZM64 157V156H63ZM62 157V158H63ZM70 157V156H69ZM71 157H72V155H71ZM89 157V156H88ZM87 157V158H88ZM98 156H97V158H99ZM141 157V156H140ZM140 157H138V159H140ZM6 158H7V156H6ZM10 158V157H9ZM8 158V159H9ZM16 158V157H15ZM26 158V157H25ZM34 158H36V156L34 157ZM61 158V157H60ZM96 158V157H95ZM5 159V158H4ZM13 159V158H12ZM11 159V160H12ZM28 159V158H27ZM41 159V158H40ZM48 159V158H47ZM57 159V158H56ZM101 159V158H100ZM130 159V158H129ZM141 159V160H142ZM10 160V159H9ZM17 160V159H16ZM31 160H33L32 158H31ZM36 160V159H35ZM69 160V159H68ZM86 160V159H85ZM95 160V159H94ZM102 160V159H101ZM5 161V160H4ZM3 161V162H4ZM48 161H50V159L48 160ZM54 160H52V162H53ZM64 161V160H63ZM97 161H100V160H97ZM109 161H110V159H109ZM162 161V162H163ZM13 162V161H12ZM15 162V161H14ZM62 162V161H61ZM92 162V161H91ZM90 162V163H91ZM95 162L96 161H94L93 162V164L94 165H96L95 164ZM7 163H8V161H7ZM11 163V162H10ZM34 163V162H33ZM55 163V162H54ZM63 163V162H62ZM65 163V162H64ZM66 163H68V161H66ZM89 163V164H90ZM126 163H127V161H126ZM137 163V162H136ZM0 164H2V162L0 161ZM4 164V163H3ZM6 164V163H5ZM31 164V163H30ZM49 163L47 162V164L46 165H48ZM53 164V163H52ZM98 164V163H97ZM100 164V163H99ZM138 164V163H137ZM140 164V163H139ZM144 164V163H143ZM13 165V164H12ZM16 165V164H15ZM44 165V164H43ZM45 165V166H46ZM60 165H62V164H60ZM91 165H92V163H91ZM94 165L92 166V167H94ZM6 166V165H5ZM44 166V167H45ZM146 166V167H147ZM8 167H10V165H8ZM8 167H5V168H8ZM27 167V166H26ZM26 167H25V169H26ZM43 167V168H44ZM83 167V166H82ZM88 167V166H87ZM90 167V166H89ZM88 167V168H89ZM98 167V166H97ZM2 168V167H1ZM4 168V167H3ZM28 168H29V166H28ZM52 168V167H51ZM80 168V167H79ZM87 168V169H88ZM94 168H96V167H94ZM142 168H143V166L141 167V169H139L140 171H139V173L141 172V170H142ZM145 168V167H144ZM148 168V167H147ZM9 169V168H8ZM14 169V168H13ZM25 169H24V171H25ZM33 169V168H32ZM47 169V168H46ZM149 169V170H150ZM35 170V169H34ZM52 170V169H51ZM58 170H59V167H58ZM86 170V169H85ZM90 170V169H89ZM92 170V169H91ZM8 171H10V170H8ZM13 171V170H12ZM36 171V170H35ZM37 171H38V169H37ZM39 171H41V170H39ZM49 171V170H48ZM95 171V170H94ZM147 171V173H148V170H146ZM156 171V170H155ZM34 172V171H33ZM33 172H31L30 173V171H29V173L30 174H32V175H34V173ZM43 172V171H42ZM57 172V171H56ZM138 172V171H137ZM17 173V172H16ZM36 173V172H35ZM39 173V172H38ZM70 173V172H69ZM80 173V172H79ZM84 173H85V171H84ZM93 173V172H92ZM143 173V172H142ZM146 173V174H147ZM150 173V172H149ZM148 173V174H149ZM156 173V172H155ZM57 174H58V172H57ZM91 174V173H90ZM145 174V175H146ZM147 174V175H148ZM19 175V174H18ZM21 175V174H20ZM31 175V176H32ZM54 175H56V174H54ZM69 175V174H68ZM75 175V174H74ZM86 175V174H85ZM88 175V174H87ZM86 175V176H87ZM152 175V174H151ZM153 175H154V173H153ZM165 175H166V177H165ZM24 176V175H23ZM59 176V175H58ZM60 176H61V174H60ZM78 176V175H77ZM82 176V175H81ZM80 176V177H81ZM85 176V177H86ZM107 176V175H106ZM142 176V175H141ZM158 176V175H157ZM159 176H160V174H159ZM3 177V176H2ZM34 177V176H33ZM84 177V176H83ZM140 177V176H139ZM147 177V176H146ZM152 178L154 177V176H151ZM150 177V178H151ZM1 178V177H0ZM30 178V177H29ZM49 178V177H48ZM55 178H57V181H58V177H55ZM60 178V177H59ZM88 178V177H87ZM135 178H137V177H135ZM148 178H149V176H148ZM152 178H151V180H152ZM156 178V177H155ZM158 178V177H157ZM31 179V178H30ZM34 179V178H33ZM40 179H42V178H40ZM61 179V178H60ZM72 179V178H71ZM70 179V180H71ZM102 179V178H101ZM123 179V178H122ZM29 180V179H28ZM35 180V179H34ZM36 180H38V179H36ZM43 180V179H42ZM47 180V179H46ZM49 180H50V178H49ZM89 180V179H88ZM104 180V179H103ZM139 180V179H138ZM157 180V179H156ZM41 181V180H40ZM56 181V182H57ZM74 181V180H73ZM106 181H108L107 179H106ZM177 181V182H178ZM184 181V182H185ZM7 182V181H6ZM44 182V184H45V181H43ZM55 182V185L58 183V182H60V181H58L57 183ZM68 182H69V180H68ZM72 182V181H71ZM88 182V181H87ZM102 182V181H101ZM109 182V181H108ZM134 182V181H133ZM152 182H154V181H152ZM156 182V181H155ZM158 182V181H157ZM203 182V181H202ZM2 183V182H1ZM5 183V182H4ZM4 183H3V185H2V187L4 186ZM10 183V182H9ZM37 183V182H36ZM76 183V182H75ZM89 183V182H88ZM151 183V182H150ZM170 183V184H171ZM175 183V182H174ZM186 183V182H185ZM185 183H184V185H185ZM12 184V183H11ZM41 184V183H40ZM50 184V183H49ZM48 184V185H49ZM87 184V183H86ZM136 184V183H135ZM148 184V183H147ZM7 185V184H6ZM33 185H35V184H33ZM53 185H54V183H53ZM61 185V184H60ZM74 185V184H73ZM90 185V184H89ZM137 185H139L138 183H137ZM136 185V186H137ZM152 185V184H151ZM165 185H167V184H165ZM180 185V184H179ZM39 186V185H38ZM41 186V185H40ZM71 186V185H70ZM77 186H79V185H77ZM84 186H86V185H84ZM91 186V185H90ZM95 186V185H94ZM96 186H98V185H96ZM157 186V185H156ZM160 186V183H159V185H158V187ZM172 186V185H171ZM177 186V185H176ZM189 186H190V184H189ZM10 187V186H9ZM18 187V186H17ZM46 187V186H45ZM63 187H64V185H63ZM87 187V186H86ZM93 187V186H92ZM99 187V186H98ZM110 187V186H109ZM132 187V186H131ZM134 187V186H133ZM144 187V186H143ZM152 187V186H151ZM155 187V186H154ZM153 187V188H154ZM180 188H181V186H179ZM183 187V186H182ZM12 188H13V185H12ZM21 187L19 186V189H20ZM24 188H25V185H24ZM28 188V187H27ZM47 188H48V186H47ZM52 188V187H51ZM77 188V187H76ZM81 188H83V187H81ZM81 188L80 187H78V189H80V192L82 191L81 190ZM94 188V187H93ZM108 188V187H107ZM139 188V187H138ZM150 188V187H149ZM161 188H162V186H161ZM167 188H169V187H167ZM174 188V187H173ZM177 188V187H176ZM11 189V188H10ZM62 189V188H61ZM65 189H67V188H65ZM131 189H133V188H131ZM142 189H144V188H142ZM157 189V188H156ZM179 189V188H178ZM183 189H184V187H183ZM40 190H41V188H40ZM64 190V189H63ZM62 190V191H63ZM67 190H69V189H67ZM85 190H87V189H85ZM84 190V191H85ZM94 190V189H93ZM135 190V189H134ZM133 190V191H134ZM136 190H137V188H136ZM151 190H152V188H151ZM165 190V189H164ZM194 190V189H193ZM193 190H192V192H193ZM3 191V190H2ZM5 191V190H4ZM6 191H7V188H6ZM5 191V193H7ZM10 191V190H9ZM17 192H18V189L16 190ZM23 191V190H22ZM29 191V190H28ZM88 191V190H87ZM138 191V190H137ZM141 191V190H140ZM181 191H182V188H181ZM191 191V190H190ZM21 192V191H20ZM26 192V191H25ZM42 192V191H41ZM48 192V191H47ZM78 192V191H77ZM80 192H78V193H80ZM83 192V191H82ZM86 192V191H85ZM89 192V191H88ZM136 192V191H135ZM134 192V193H135ZM144 192V191H143ZM157 192V191H156ZM155 192V193H156ZM159 192V191H158ZM188 192V191H187ZM192 192H191V194L190 195H192ZM11 193V192H10ZM9 193V194H10ZM26 193H28V192H26ZM31 193V192H30ZM61 193V192H60ZM65 193H67V192H65ZM84 193V192H83ZM83 193H81V194H83ZM97 193V192H96ZM148 193V192H147ZM18 194V193H17ZM64 194V193H63ZM109 194V193H108ZM110 194L112 195L113 194V191H112V193L110 192ZM137 194H138V192H137ZM140 194H141V192H140ZM145 194V193H144ZM152 194V193H151ZM167 194V193H166ZM182 194V197L184 198V197H186L185 195H183L184 194V192H181V193H179V195H181ZM187 194V193H186ZM1 195H3V194H1ZM0 195V196H1ZM11 195V194H10ZM23 195V194H22ZM32 195V194H31ZM49 195V194H48ZM72 195H74V194H72ZM76 195V194H75ZM74 195V196H75ZM154 195V194H153ZM169 195V194H168ZM189 195V194H188ZM187 195V196H188ZM26 196V195H25ZM99 196V195H98ZM114 196V195H113ZM136 196H138V195H136ZM8 197V196H7ZM13 197V196H12ZM21 197V196H20ZM19 197V198H20ZM27 197V196H26ZM25 197V198H26ZM28 197H29V199H30V195H28ZM27 197V198H28ZM65 197V196H64ZM96 197V196H95ZM100 197V196H99ZM98 197V198H99ZM101 197H103V195L101 196ZM162 197V196H161ZM189 197V196H188ZM188 197H187V199H188ZM16 198H18V196L16 197ZM22 198H24V197H22ZM24 198V199H25ZM33 198V197H32ZM35 198V197H34ZM56 198V197H55ZM78 198V197H77ZM165 198V197H164ZM170 198V197H169ZM168 198V199H169ZM5 199V198H4ZM9 199H10V197H9ZM28 199V200H29ZM41 199V198H40ZM45 199V198H44ZM54 199V198H53ZM81 199H83V198H81ZM80 199V200H81ZM101 199V198H100ZM104 200H105V198H103ZM102 199V200H103ZM108 199V198H107ZM26 200V199H25ZM34 200V199H33ZM37 200V199H36ZM50 200V199H49ZM73 200H74V198H73ZM165 200V199H164ZM175 200V199H174ZM177 200H178V198H177ZM191 200V199H190ZM6 201V200H5ZM9 201V200H8ZM15 201V200H14ZM21 201V200H20ZM24 201V200H23ZM101 201V200H100ZM150 201V200H149ZM153 201V200H152ZM170 201H171V199H170ZM1 202V201H0ZM17 202V201H16ZM26 202V201H25ZM31 202V201H30ZM35 202V201H34ZM52 202V201H51ZM164 202V201H163ZM166 202V201H165ZM179 202V201H178ZM177 202V203H178ZM191 202V201H190ZM190 202H189V204H190ZM3 203V202H2ZM13 203V202H12ZM44 203H46V202H44ZM47 203H48V201H47ZM53 203V202H52ZM71 203V202H70ZM78 203H79V201H78ZM97 203H98V201H97ZM162 203V202H161ZM167 203V202H166ZM165 203V204H166ZM191 203H193V201L191 202ZM6 204H8V203H6ZM11 204V203H10ZM21 204H23V202L21 203ZM29 204V203H28ZM33 204V203H32ZM40 204V203H39ZM62 204V203H61ZM167 204H170V203H167ZM175 204V203H174ZM181 204V203H180ZM204 204H206V205H204ZM17 205V204H16ZM35 205V204H34ZM48 205H50V204H48ZM53 205V204H52ZM57 205V204H56ZM68 205V204H67ZM91 205V204H90ZM89 205V206H90ZM94 205V204H93ZM183 205V204H182ZM181 205V206H182ZM29 206V205H28ZM36 206V205H35ZM46 206V205H45ZM92 206V205H91ZM95 206H97V205H95ZM98 206H100V205H98ZM160 206V205H159ZM164 206V205H163ZM170 206H172V205H170ZM180 206V207H181ZM44 207V206H43ZM71 207V206H70ZM73 207V206H72ZM94 207V206H93ZM101 207H102V205H101ZM169 207V206H168ZM183 207V206H182ZM11 208H12V206H11ZM18 208H19V206H18ZM17 208V210L18 211H20L21 210V208H20V210ZM30 208V207H29ZM36 208H37V206H36ZM50 208V207H49ZM69 208V207H68ZM77 208V207H76ZM158 208V207H157ZM162 208V207H161ZM174 208H177V207H175L174 206ZM211 209V210H215V214L213 215V216H211V217H209L208 219H207V221L205 222V219H203L202 217L203 216H205V214H206V212H204L203 213V210L204 209ZM25 209H27V208H25ZM24 209V210H25ZM46 209V208H45ZM44 208L42 209V211L43 210H45ZM74 209V208H73ZM154 209H155V205H154ZM170 209V208H169ZM172 209V208H171ZM8 210V209H7ZM23 210V211H24ZM39 210V209H38ZM54 210V209H53ZM69 210V209H68ZM70 210H71V208H70ZM93 210H96V207L93 209ZM98 210H99V208H98ZM97 210V211H98ZM150 210V209H149ZM162 210V209H161ZM1 211H3V210H1ZM14 211H15V209H14ZM22 211V212H23ZM48 211H49V209H48ZM58 211V210H57ZM62 211V210H61ZM76 211V210H75ZM96 211V212H97ZM164 211V210H163ZM167 211V210H166ZM16 212V211H15ZM35 212V211H34ZM70 212V211H69ZM74 212V211H73ZM159 212V211H158ZM198 212V213H197ZM8 213V212H7ZM7 213L5 214V209H4V214L5 215H7ZM46 214H48V212H45ZM58 213V212H57ZM56 213V214H57ZM70 213H72V211L70 212ZM75 213V212H74ZM151 213V212H150ZM155 213V212H154ZM10 214V213H9ZM16 214H17V212H16ZM36 214V213H35ZM45 214V215H46ZM49 214H50V212H49ZM77 214V213H76ZM91 214H93V213H91ZM90 214V215H91ZM96 214V213H95ZM236 214V215H235ZM5 215H2L3 217L5 216ZM18 215H19V213H18ZM29 215V214H28ZM39 215V214H38ZM43 215V214H42ZM61 215V214H60ZM98 215H99V213H98ZM196 215V216H195ZM9 217L7 218V220L10 218V215H8ZM49 216V215H48ZM53 216H54V214H53ZM69 216V215H68ZM71 216V215H70ZM92 216V215H91ZM24 217V216H23ZM46 217H47V215H46ZM58 217V216H57ZM62 217H64V216H62ZM240 217V218H241ZM0 218H1V220H2V217H1V214H0ZM5 218V219H6ZM22 218V217H21ZM20 218V219H21ZM30 218V217H29ZM28 218V219H29ZM42 218H44V216L42 217ZM41 218V219H42ZM51 218V217H50ZM60 218H61V216H60ZM67 218V220H70L68 217H67V214H66V217H65V219ZM74 218V219H73ZM239 218V217H238ZM237 218V219H238ZM5 219H3L4 221H7V220H5ZM45 219V218H44ZM72 219L73 220H75L76 218L73 216L72 217ZM3 220L1 221V222H3ZM16 220H18V218H16ZM15 220V221H16ZM26 220V219H25ZM33 220V219H32ZM46 220H47V218H46ZM60 220H61V222H63L62 220V218L61 219H54L53 220V222L55 221L56 223H57V225H56V223H55V225L56 226H58V223L60 222ZM67 220H64V222H66V223H68V221ZM78 219H76V221H77ZM12 221V220H11ZM15 221H13V222H15ZM22 221V220H21ZM34 221V220H33ZM41 221H43V220H41ZM41 221H40V223H41ZM49 221V220H48ZM72 220H70L69 222H71ZM90 221V220H89ZM204 221V222H203ZM1 222H0V224H1ZM8 222V221H7ZM7 222H5V223H7ZM9 222H10V220H9ZM8 222V223H9ZM13 222H11V224L13 223ZM19 222V221H18ZM28 222V221H27ZM27 222H26V225H27ZM47 222V221H46ZM46 222H45V224H46ZM52 222V221H51ZM60 222V223H61ZM64 222H63V225H64ZM97 222V221H96ZM99 222V221H98ZM5 223H2V225H4ZM7 223V224H8ZM20 224L22 223V222H19ZM30 223H31V221H30ZM59 223V224H60ZM65 223V226H64V228H70V227H72L71 226V223H68V225ZM78 223V222H77ZM166 223V222H165ZM171 223V222H170ZM7 224H5V226H7ZM18 223H16L14 226H16ZM37 224V223H36ZM43 224V223H42ZM73 224H74V222H73ZM72 224V225H73ZM79 224V223H78ZM172 224V223H171ZM239 224L240 223H238V226H239ZM9 225V224H8ZM50 225V224H49ZM51 225H53V224H51ZM54 225V226H55ZM163 225V224H162ZM169 225V224H168ZM13 226V224H12V226H8L9 227V229H5V227H3V230H1V231H3V233L2 234H4V235H2L1 233V236H5V234H6V232L5 231H7V233H8V230H10L12 227H14ZM18 226H20L19 228H21V225H18ZM28 226V225H27ZM33 226V225H32ZM37 226H38V224H37ZM43 226V225H42ZM45 226V225H44ZM55 226V227H56ZM89 226V225H88ZM166 226H167V224H166ZM165 226V227H166ZM175 226V225H174ZM177 226V225H176ZM179 226V225H178ZM1 227V226H0ZM24 226L22 225V228H23ZM53 227V226H52ZM55 227H54V229L52 230V231H55ZM76 227V226H75ZM90 227V226H89ZM89 227H88V229H89ZM94 227V226H93ZM173 227V226H172ZM180 227H181V225H180ZM16 228V227H15ZM22 228L20 229V230H22ZM33 228V227H32ZM34 228H36V227H34ZM58 228H61V227H58ZM91 228V227H90ZM156 228V227H155ZM217 228V227H216ZM239 228V227H238ZM237 228V229H238ZM240 228V229H241ZM14 229V228H13ZM31 229V228H30ZM50 229V228H49ZM52 229V228H51ZM50 229V230H51ZM74 229V228H73ZM86 229V228H85ZM154 229V228H153ZM152 228H151V230H153ZM206 229V232L204 233L203 231ZM18 230V228L16 229V232H20V231H17ZM27 230V229H26ZM25 230V231H26ZM33 230V229H32ZM41 230V229H40ZM48 230V229H47ZM46 230V231H47ZM60 230V231H59ZM57 229V232H61V230H62V228L61 229ZM77 230V229H76ZM79 230V229H78ZM150 230V231H151ZM156 230V229H155ZM174 230H176L175 228H174ZM191 230H193V233H192V235L191 234H189L188 235V232H190ZM207 230H208V232H207ZM0 231V232H1ZM22 231H24V228H23V230ZM31 231V230H30ZM34 231V230H33ZM65 231H67V230H65ZM64 230H63V233L65 234L66 232H65ZM74 231V230H73ZM82 231V230H81ZM165 231V229L163 230V232ZM215 231V230H214ZM235 231H236V229H235ZM242 231V230H241ZM5 232V233H4ZM11 232L12 233H14L12 230H11ZM27 232H28V230H27ZM49 232H51V231H49ZM48 232V233H49ZM76 232V231H75ZM154 232V231H153ZM162 232V231H161ZM160 232V234L161 235H159V236H161L162 237V233ZM174 232V231H173ZM178 232V231H177ZM202 232H203V234H202ZM213 232V231H212ZM211 232V233H212ZM240 232V231H239ZM239 232H232L233 234L234 233H236V235H234V237L235 236H237V235H239ZM23 234H24V232H22ZM36 233V232H35ZM55 233V232H54ZM53 232L52 233H50V234H54ZM74 233V232H73ZM83 233V232H82ZM157 233V232H156ZM171 233V232H170ZM215 233V232H214ZM231 233V234H232ZM8 234H11L10 233V231H9V233ZM16 234V233H15ZM23 234H20L21 235V237L22 236H25V235H23ZM49 234V235H50ZM64 234H62V238H61V236L59 235L58 237H60V241L61 242H59V243H64V244H66L65 242V240L67 239V237H69V236H65ZM75 234V233H74ZM158 234H159V232H158ZM158 234H156V235H158ZM172 234V233H171ZM170 234V235H171ZM232 234V235H233ZM37 235H38V233H37ZM45 235V234H44ZM55 235V234H54ZM53 235V236H54ZM66 237H64V236ZM164 235V234H163ZM174 235V234H173ZM188 235V236H187ZM215 235V234H214ZM0 236V237H1ZM8 236V235H7ZM12 236V235H11ZM10 236V237H11ZM13 236H15L14 234H13ZM13 236H12V238L10 239V240H15L14 238H13ZM28 236V235H27ZM42 236V235H41ZM46 236V238H47V234L45 235ZM45 236L42 238V237H40V238H42V240L40 239V241H42L43 242V239L45 240ZM52 235H51V237H53ZM56 236H57V234L55 235V238H56ZM77 236V235H76ZM75 236V237H76ZM90 236V235H89ZM166 236V235H165ZM164 236V237H165ZM10 237H8V238H10ZM16 237H20V236H17L16 235ZM20 237V238H21ZM33 237V236H32ZM39 237V236H38ZM84 237V236H83ZM150 237H151V235H150ZM172 237V236H171ZM180 237V236H179ZM178 237V238H179ZM231 237V236H230ZM239 237H243V236H239ZM5 238V237H4ZM8 238H6V240L8 239ZM23 238V237H22ZM48 238H50L49 236H48ZM56 238V239H57ZM73 238V237H72ZM154 238H155V236H154ZM156 238H158V236L156 237ZM155 238V239H156ZM168 238V237H167ZM184 238V237H183ZM211 238V236L210 237H208V239H210ZM238 238V236L236 237V239ZM240 238V239H241ZM246 238V237H245ZM24 239H27V238H24ZM73 239H75V238H73ZM92 239V238H91ZM150 239V238H149ZM160 238H158V240H159ZM162 239V238H161ZM165 239V238H164ZM180 239V238H179ZM233 239H235V238H233ZM232 239V240H233ZM6 240H5V242H6ZM12 240V241H13ZM17 240H19L18 238H17ZM38 240V239H37ZM37 240H36V242H37ZM47 240V239H46ZM50 240V239H49ZM54 240L55 239H53V242H54ZM245 240V239H244ZM8 241H9V239H8ZM65 241V242H64ZM67 241H68V239H67ZM163 241V240H162ZM13 242H15V241H13ZM21 242H22V240H21ZM21 242H20V244H21ZM28 242V241H27ZM35 242V240H34V242L33 243H36ZM53 242H51V240H50V243H53ZM68 242H70V241H68ZM67 242V243H68ZM195 242H194V244H195ZM19 243V242H18ZM49 243V242H48ZM56 243V242H55ZM191 243H193V242H191ZM204 243V242H203ZM264 243V236L261 238V239H259V240H257L255 243H254V245H257V246H259L260 244H263ZM8 244V243H7ZM11 244V246H13V244L14 243H10ZM10 244H8V245H10ZM17 244V243H16ZM23 244H24V242H23ZM43 244V243H42ZM44 244H46V243H44ZM57 245H58V241H57V243H56ZM63 244V245H64ZM70 244V243H69ZM201 244V243H200ZM38 245V244H37ZM36 244H34V247H31V248H35V246L36 247H38ZM47 245V244H46ZM48 245H50V244H48ZM48 245L46 246V247H48ZM52 245V244H51ZM55 245V244H54ZM148 245V244H147ZM197 245V244H196ZM196 245H194V247H196ZM202 245V244H201ZM5 246V245H4ZM18 246V245H17ZM17 246H15L16 248H17ZM20 247L22 246V245H19ZM29 246V245H28ZM32 246H33V244H32ZM56 246V245H55ZM55 246H51L50 248H52L51 249V251L49 252V254L47 255V257H45L44 256V262H42V264L44 263V264H46V261H47V264H54V261H55V259H56V257H57V255L59 254V250H61L60 249V247L62 246H60V247H58L59 248V250H58V248L56 249V250H58V251H55L54 249H53V247H55ZM66 246V245H65ZM65 246H62L63 247V249H64V247ZM245 246V245H244ZM253 246V245H252ZM251 246V247H252ZM8 247V246H7ZM45 247V246H44ZM43 247V248H44ZM61 247V248H62ZM147 247V246H146ZM250 247V248H251ZM11 248H13V247H11ZM16 248H15V250H16ZM49 248V247H48ZM191 247H189V249H190ZM247 248V247H246ZM252 248H254L255 249V246L254 247H252ZM251 248V249H252ZM41 249V248H40ZM43 250V249H42ZM69 250V249H68ZM72 250V249H71ZM71 250H70V252H71ZM192 250H194V249H192ZM6 251V250H5ZM14 251V249H10V252L6 255V258L4 257V259L3 260H5V261H3L2 259H1V261H3V263L4 262H6V263H4V264H7V261L8 260H10L11 261V258H13L12 256H14L13 255V252ZM35 251V250H34ZM73 251V250H72ZM83 251V250H82ZM188 251H190V250H188ZM41 253H42V251H40ZM74 252V251H73ZM2 253H4L5 254V252L3 251ZM189 253H191V251L189 252ZM3 254V255H4ZM15 254V253H14ZM17 254H18V251H17ZM37 254V253H36ZM46 254V253H45ZM69 254H71V253H69ZM81 254H82V252H81ZM186 254V253H185ZM185 254H181L180 256H182V255H185ZM201 254V253H200ZM219 254V253H218ZM2 255V254H1ZM19 255V254H18ZM39 254H37L36 256H38ZM203 255H204V253H203ZM217 255V254H216ZM220 255V254H219ZM244 255H245V252H244ZM40 256V255H39ZM59 256V255H58ZM63 256V255H62ZM68 256V255H67ZM66 255H65V257H67ZM186 256H187V254H186ZM206 256V255H205ZM205 256H203V257H205ZM215 256V255H214ZM226 256V255H225ZM1 257V256H0ZM15 257V256H14ZM17 257V256H16ZM43 257V256H42ZM207 257V256H206ZM209 257V256H208ZM19 258H20V256H19ZM25 258V259H24ZM23 258V260H27L28 258H26V256ZM30 258V257H29ZM34 257H32V259H33ZM60 258H62V257H60ZM64 258V257H63ZM68 258V257H67ZM66 258V259H67ZM179 258V257H178ZM182 258V257H181ZM180 258V259H181ZM188 258V257H187ZM229 258V257H228ZM35 259V258H34ZM39 259H40V257H39ZM208 259V258H207ZM206 259V260H207ZM15 260V259H14ZM42 260H43V258H42ZM73 260H74V258H73ZM209 260V259H208ZM213 260V259H212ZM221 260V259H220ZM10 261H9V264H11L10 263ZM17 261H19V259L17 260ZM56 261H59V260H56ZM62 261V260H61ZM124 261V260H123ZM188 261V260H187ZM214 261V260H213ZM12 262H15V261H12ZM20 262H22V258H21V261ZM66 263H67V261H65ZM209 262V261H208ZM27 263H29V261H27ZM26 263V261H25V264H27ZM34 263V262H33ZM59 263V262H58ZM2 264V263H1ZM38 264V263H37ZM62 264V263H61ZM68 264V263H67ZM72 264V263H71ZM209 264V263H208Z\"/></svg>","mask_w":264,"mask_h":264}]
</instances>
